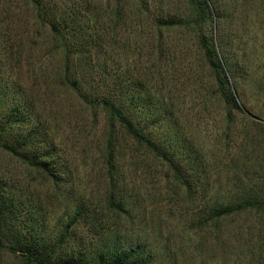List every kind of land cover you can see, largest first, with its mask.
<instances>
[{"label": "trees", "instance_id": "16d2710c", "mask_svg": "<svg viewBox=\"0 0 264 264\" xmlns=\"http://www.w3.org/2000/svg\"><path fill=\"white\" fill-rule=\"evenodd\" d=\"M6 1L0 0V20L12 10ZM184 1L183 15H157L152 13L151 0L134 1L130 13L140 26V54L149 53L152 67L159 70L167 52L164 33L175 26L192 29L188 32L213 77L216 96L224 107V131L228 132L242 112L238 99L247 103L242 88L251 85L264 95V61H259L260 57L264 60V0ZM127 4L126 0H108L103 6L109 13L108 22L92 31L82 22L74 1L71 10L63 9L59 15L57 0H24L28 13L24 39L10 41L0 31V60L6 66L23 61L34 73L43 58L57 57V86L74 97L83 116L81 126L90 127L89 133L81 131L86 139L79 174L56 141V117L42 115L29 97L5 85L0 74V153L13 158L28 179L26 183L19 180L0 161V264L6 256L14 264H174L168 237L149 226V220L160 206L166 216L173 215L181 200L199 206L188 223L194 234L187 242L189 249L201 250L207 245L221 248V254L233 244L243 249L236 256L227 252L201 264H264V253L258 254L256 262L258 256L248 257L252 245L244 242L245 228L229 226L227 221L247 211L264 216V175L221 193L215 190L200 195L194 156L188 153L181 159L160 130H171L173 109L133 86L118 73L117 66L109 68L100 54L106 38L115 42V29L129 16ZM140 22L145 25L142 31ZM127 25L123 32L130 34ZM19 83L16 81L17 89L24 91ZM9 99L10 110L6 106ZM74 118L68 123L78 124ZM29 122L34 127L26 129ZM251 124L262 126L259 121ZM241 127L244 125L238 129ZM149 161L161 166L162 191L156 186V181L162 182L161 174L151 171ZM83 179L91 183H84L88 190L82 192L77 185ZM27 186L32 191L27 204L31 209L21 218L26 205L19 195ZM42 193L43 198L57 197L59 202L50 230ZM137 221L143 224V236L131 240L122 227Z\"/></svg>", "mask_w": 264, "mask_h": 264}, {"label": "rangeland", "instance_id": "374dc122", "mask_svg": "<svg viewBox=\"0 0 264 264\" xmlns=\"http://www.w3.org/2000/svg\"><path fill=\"white\" fill-rule=\"evenodd\" d=\"M71 1L77 4L75 7L78 14L82 16V22L85 26L91 27L89 29L92 31H99L100 27L108 22L106 18L109 13L104 12L105 8L103 9L108 0H57V14L60 15L63 9L71 10L69 8ZM126 1L129 16L125 22L122 21L120 27L115 29L118 31L115 38L116 43L106 38L100 54L106 57L109 68L117 66L118 73L126 77L133 86H140L144 92L150 93L155 99L157 97L165 101L163 104H169L173 109L172 123L174 125L171 130L167 131L164 128V131L163 127L160 130L166 135L181 159L185 160L188 153L194 156L195 165L197 164L195 176L199 194L202 195L205 192L211 195L215 190L221 193L236 185L242 186L261 178L264 175V95L257 94L251 85L243 87L242 91L247 103L245 105L242 99H238L242 112H238L235 116L234 128H230L228 132L224 131V107L219 97L216 96L213 77L201 59L200 52L193 44L192 33L188 32L193 30L175 26L169 32L164 33L163 43L167 52L164 55L162 67L156 70L154 66L152 67L153 57L151 58L149 53L140 54V44H138L140 36L137 32L140 26L132 20L134 14L130 13L135 9L134 1L137 2V0ZM151 2L152 13L157 15L166 13L183 15L186 9L184 0H151ZM6 5L12 10L6 17L1 18L0 31H3L10 41L11 39L20 40L22 37L24 39L28 31L26 24L28 13L24 7V0H7ZM126 24L131 26L127 28L128 31H132L130 34L123 32L127 31L124 27ZM140 24L143 25L141 22ZM144 27L145 25L141 31ZM23 55L26 56L27 53L24 52ZM41 61V64L36 65L35 72L31 73L29 66L23 61L20 64L13 63L15 65L13 69V65L6 66L0 60V74L3 76V83L13 90L16 89L17 94L29 97L46 118L56 117L58 121L54 126L56 141L63 149V156L68 160L70 167L76 171L79 170L80 174L81 169L78 165L83 162L81 153L86 139L81 131L89 133L90 127L89 125L81 126L82 121H79V118L83 116L75 106L74 97L57 86L54 78L58 66L57 57L43 58ZM259 61L263 62V57H260ZM16 81L20 82L19 85L24 91L17 89ZM167 96H169L168 99L165 98ZM18 97L19 102L23 103L22 98L19 95ZM6 106L8 110L13 108L11 99L7 100ZM85 115L89 117V112ZM74 117L77 118L76 121H79L78 124L68 123L74 120ZM252 121H259L262 126H254L251 124ZM240 124L244 125L239 128L241 131L238 129ZM30 127H34L33 122H29L26 129ZM98 128L96 127V130ZM34 138L36 139V135ZM39 146L41 150L44 149L43 143L39 142ZM0 161L7 165L6 168L10 173L15 172L17 178L26 183L27 177H24L21 168L19 170L13 158L0 153ZM149 164L154 169L151 170L153 173L161 174L162 182L156 181V186L159 190L161 188V191L164 190L161 187L163 183L161 166L157 165V161H149ZM74 174L76 175L75 171ZM79 182L77 186L82 192L83 188L87 189L84 183H91L85 179ZM26 188L23 195H19L26 205L21 210L22 212H19L21 218L27 214V209H31V207L27 208V204L32 198V191L30 186ZM181 192L184 194V191ZM43 200L44 212L49 215L47 229L50 230L54 225L52 217L57 215L59 202L57 197H45ZM176 208L173 215L166 216V211L160 206L153 211L152 220H149V226L153 225L158 230L161 229L160 233L168 237L167 245L171 254L174 255V264H201L203 260L223 257L227 252L235 256L237 252H242V247L237 244L229 245L222 254L221 248L211 249L207 245L201 250L189 249L187 242L190 238L193 239L191 235L194 236V234L191 233L192 229L189 228L188 223L194 211L199 210V206L181 200ZM37 216L39 217L40 213H37ZM227 221L229 226L241 225L240 229L245 228L244 234L247 239L244 242L246 244L248 240L252 245L250 249L252 254L248 256L247 250L246 257H255L260 252L264 253V216L261 217L257 213L247 211L229 217ZM142 228L143 224L137 221L123 225L122 231L128 237H133L131 240H136L143 236ZM150 234L152 237L153 231ZM258 258L259 256L255 258V262ZM3 264H14L13 258L6 256Z\"/></svg>", "mask_w": 264, "mask_h": 264}, {"label": "water", "instance_id": "95a60500", "mask_svg": "<svg viewBox=\"0 0 264 264\" xmlns=\"http://www.w3.org/2000/svg\"><path fill=\"white\" fill-rule=\"evenodd\" d=\"M254 116V115H253ZM254 117H256V116H254ZM257 118V117H256Z\"/></svg>", "mask_w": 264, "mask_h": 264}]
</instances>
